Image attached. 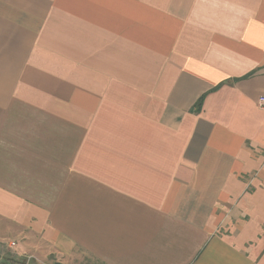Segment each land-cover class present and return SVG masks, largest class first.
<instances>
[{
    "label": "crops",
    "instance_id": "1",
    "mask_svg": "<svg viewBox=\"0 0 264 264\" xmlns=\"http://www.w3.org/2000/svg\"><path fill=\"white\" fill-rule=\"evenodd\" d=\"M259 96L264 0H0V250L264 264Z\"/></svg>",
    "mask_w": 264,
    "mask_h": 264
},
{
    "label": "built area",
    "instance_id": "2",
    "mask_svg": "<svg viewBox=\"0 0 264 264\" xmlns=\"http://www.w3.org/2000/svg\"><path fill=\"white\" fill-rule=\"evenodd\" d=\"M256 104H257L258 108L264 110V96H259L256 100ZM6 247L8 249H13L15 247V243L10 242L7 244ZM19 264H38V261L36 260V258L34 256L26 255V256L21 257Z\"/></svg>",
    "mask_w": 264,
    "mask_h": 264
},
{
    "label": "rangeland",
    "instance_id": "3",
    "mask_svg": "<svg viewBox=\"0 0 264 264\" xmlns=\"http://www.w3.org/2000/svg\"><path fill=\"white\" fill-rule=\"evenodd\" d=\"M6 243H4L2 245H5ZM0 258L2 259L0 264H10L11 263L10 253H8L7 251H1L0 250Z\"/></svg>",
    "mask_w": 264,
    "mask_h": 264
},
{
    "label": "trees",
    "instance_id": "4",
    "mask_svg": "<svg viewBox=\"0 0 264 264\" xmlns=\"http://www.w3.org/2000/svg\"><path fill=\"white\" fill-rule=\"evenodd\" d=\"M203 96L197 101L195 105V112H198L202 104Z\"/></svg>",
    "mask_w": 264,
    "mask_h": 264
}]
</instances>
